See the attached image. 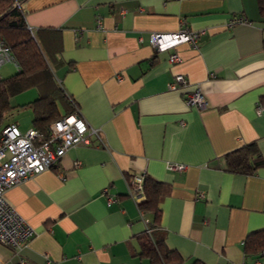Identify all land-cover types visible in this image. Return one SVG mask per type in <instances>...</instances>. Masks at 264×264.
Segmentation results:
<instances>
[{"label": "crops", "instance_id": "1", "mask_svg": "<svg viewBox=\"0 0 264 264\" xmlns=\"http://www.w3.org/2000/svg\"><path fill=\"white\" fill-rule=\"evenodd\" d=\"M16 2L73 113L101 141L70 147L56 165L6 190L35 233L18 249L0 243V264H153L139 255L147 218L128 193L139 172L170 186L160 230L180 264H264V250L243 251L247 234L264 228L259 0ZM185 28L202 33L196 46L177 45L180 60L171 63L173 50H156L150 36ZM176 74L187 83L171 89ZM197 89L204 108L185 102ZM249 143L260 155L254 173L226 171L225 154ZM167 162L186 167L169 170Z\"/></svg>", "mask_w": 264, "mask_h": 264}, {"label": "trees", "instance_id": "2", "mask_svg": "<svg viewBox=\"0 0 264 264\" xmlns=\"http://www.w3.org/2000/svg\"><path fill=\"white\" fill-rule=\"evenodd\" d=\"M264 9V0H259ZM0 36L10 48L18 70L0 78V130L6 125V118L14 106L11 97L30 88H35L37 97L27 103L32 110V126L44 136L49 124L73 113L74 106L56 83L52 68L47 61L35 36L26 28L16 0H0ZM255 143L243 145L225 154V167L228 172L252 174L261 161ZM145 198L138 206L147 218L144 234L140 241L139 255L147 257L153 264H180L182 259L169 249L160 230V202L170 192L169 184L144 175ZM264 250V228L247 234L243 242L245 255L259 254ZM191 264H205L194 259Z\"/></svg>", "mask_w": 264, "mask_h": 264}, {"label": "built area", "instance_id": "3", "mask_svg": "<svg viewBox=\"0 0 264 264\" xmlns=\"http://www.w3.org/2000/svg\"><path fill=\"white\" fill-rule=\"evenodd\" d=\"M18 3L16 2V5ZM244 21L232 18L230 23ZM202 31L188 28L175 32L156 33L150 36L151 43L158 51L173 50L168 57L169 62H177L180 56L174 49L180 43L196 46ZM6 62L17 63L10 48L0 36V67ZM213 75V74H211ZM1 78V75H0ZM182 74H176L174 82L168 86L175 89L186 84ZM185 102L198 108H204L206 101L197 89L185 96ZM257 106V112L261 111ZM101 141L97 130L91 127L76 110L73 114L61 117L49 124L48 133L44 136L31 127L21 131L16 123H7L0 130V243L13 249L24 245L35 233V230L22 218L8 202L5 193L13 184L24 181L29 176L42 172L57 164L65 152L75 145H89L91 139ZM78 165V162H75ZM184 164L167 162L169 170H184ZM145 172L133 174L128 180V193L139 204L145 198L143 181ZM114 199L108 197V204ZM141 213H144L140 209ZM145 223L147 219H144ZM18 264H25L21 259Z\"/></svg>", "mask_w": 264, "mask_h": 264}, {"label": "rangeland", "instance_id": "4", "mask_svg": "<svg viewBox=\"0 0 264 264\" xmlns=\"http://www.w3.org/2000/svg\"><path fill=\"white\" fill-rule=\"evenodd\" d=\"M15 72H16V70L14 69V67L12 66L11 63H6L0 67V74L3 77H8V76L14 74ZM24 92H28V93H24ZM24 92H22L21 94L19 93V95L17 94L15 96L11 97L10 100L15 105L16 108L13 109L9 113V115L6 117L9 120H12L13 122L16 121L19 124L20 129H23V127H30L32 125V122H31L32 110L30 107L27 106V103L29 101L26 99H28L27 96L32 97L31 93H33V92L36 93V90L32 88L31 90L29 89V90L24 91ZM33 98H30V99L32 100ZM25 101H28V102H25Z\"/></svg>", "mask_w": 264, "mask_h": 264}]
</instances>
